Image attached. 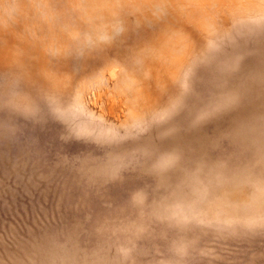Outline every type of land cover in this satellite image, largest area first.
<instances>
[{
	"label": "rangeland",
	"instance_id": "obj_1",
	"mask_svg": "<svg viewBox=\"0 0 264 264\" xmlns=\"http://www.w3.org/2000/svg\"><path fill=\"white\" fill-rule=\"evenodd\" d=\"M0 264H264V0H0Z\"/></svg>",
	"mask_w": 264,
	"mask_h": 264
}]
</instances>
